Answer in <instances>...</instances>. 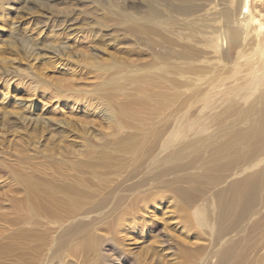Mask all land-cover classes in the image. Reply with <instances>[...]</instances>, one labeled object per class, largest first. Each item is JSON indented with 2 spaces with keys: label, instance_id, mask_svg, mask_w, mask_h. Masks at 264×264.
Wrapping results in <instances>:
<instances>
[{
  "label": "bare ground",
  "instance_id": "1",
  "mask_svg": "<svg viewBox=\"0 0 264 264\" xmlns=\"http://www.w3.org/2000/svg\"><path fill=\"white\" fill-rule=\"evenodd\" d=\"M98 1L106 5L108 14L105 15L116 21V29L121 28L123 33L133 38L132 43L135 46H140L145 51L146 62L141 67L124 64L120 62L122 60H113L111 63L99 67L98 75L106 76L104 79L115 87L118 94H125L127 88L123 84L126 82H140L141 86L136 88V91L139 92L137 94L140 95H146L148 86L156 83L155 86L167 90L163 97L169 107L174 108L175 98L178 95L183 96V94L190 95L189 98L192 102L190 101L188 106L190 104L197 105L200 99L208 97V95H203L202 88H205L204 91H208L215 82L221 83L225 78L223 77L226 72L224 69L228 66L229 57L222 49L227 48L228 44L232 51L240 47L245 52H252V62L245 68L243 67L244 72L249 73L256 70L257 73L259 72L261 58L256 55L258 53L263 55L264 22L255 16V12L258 13V6L261 7L264 0H140L139 7L135 8L130 6L126 0L120 1L119 5L112 0ZM4 3L5 0H1V11ZM102 25L99 23V27L105 28ZM195 34L209 35V41H212V45L219 49L218 58L221 68L216 78H210L208 74H204L202 62L195 63L196 65L192 67L193 62L198 59L190 50V48H194L191 38ZM52 38V40H56V36ZM28 43L29 41H21L20 45L31 51L33 47H30ZM64 49L55 48L53 51L62 54ZM262 59L264 60V57ZM238 60L239 56L233 62L230 61L236 71L242 69L238 67ZM5 61L0 60V63H5ZM222 63L225 65L222 66ZM232 87L235 86L232 85ZM99 95H83L82 92H79L78 96L80 97L72 99L77 105L80 104L79 108L70 106V109L73 112L84 109L86 113L83 116L87 117L88 114L96 115L95 110L102 105L104 107L103 116L109 121L108 127L123 130L126 127H124L123 119L127 120L129 116L126 105H120L116 109L110 103V98L101 102ZM51 99L55 100L56 104L53 111L70 105L66 103V100L69 99L63 96H53ZM40 102H45V99H40ZM21 104L22 102L19 105ZM254 110L253 104L244 110L243 121L251 122L248 130L238 131L234 134L233 139L219 144L210 142V140H207L209 142H196L195 140V142H184L179 147H175V142H135V137L130 139L129 136H125V139H129L130 142L128 140L127 142H107L106 145L99 148L90 146L88 148L93 149L94 153L87 152L83 155L85 159L67 157L66 161H62L63 164L65 163L63 166H66L67 172L65 173H68L64 182L63 178L61 179L64 184L56 185L50 181L45 185L44 191L37 188L38 183L30 176L16 175L12 172L14 181L26 188L28 192L26 201L31 202L32 206L25 208L27 213L23 214V217H19L20 215L17 217L20 218L19 222L15 221L17 218L9 217L11 220L13 218V221L9 220L10 223L14 221L16 223L7 226L0 223V264H98L100 234L103 232L104 235L110 236L118 243H123L125 238L134 240L150 237L148 230L152 226L149 222L154 218L152 210H156L158 202L163 201L164 198L163 193L158 190L155 192L153 189L171 187L169 190L174 197L168 198L170 206L166 208L174 211L165 212L163 210V216L171 213L172 217L169 218V216L164 221L163 237L153 236L151 238L152 254L156 255L160 263L163 264L164 259L172 256L173 251L170 249L172 243L177 242L170 235L172 233L168 229L176 226L171 223L174 220V215L178 214L181 219L180 224L184 223L186 229L183 228L182 235H186L183 231L187 230L189 233V229L194 227L188 214L194 203V193L190 191L192 188L188 187L187 189L186 186L178 188L175 185L183 182L198 184L200 186L198 188L203 194V191L204 193L208 191L209 186L217 188L230 178L231 183L229 182V185L217 192L215 196L217 199V204H215L219 213L212 217L204 210L205 222L200 224L203 227L214 229V235L210 234L211 238L207 240L201 234H197L198 239L195 240L197 244L191 243V246L192 244L197 245L196 248L192 246L191 249H185L179 244L177 246L180 253H185L188 258H192L187 261L188 264H209L210 259L215 260V264H230L234 260L236 262L239 248V239H237L239 227L254 214L260 195L264 191V169L259 171L260 173L256 171L257 175L247 173L242 179L239 177L247 169L252 172L251 168L257 166L255 162L264 153V118L259 117L257 120H253ZM44 111L42 110V112ZM134 113L132 115L136 119L138 114L134 115ZM222 131L224 132V130ZM151 133L152 137L156 138L161 135L159 131ZM172 136L173 134H170V138H173ZM162 137L164 138V136ZM171 147L174 148L170 150ZM107 149L113 150L119 157L124 160L128 159L129 162L113 161L111 156L106 154ZM195 152L207 154L202 172L200 174H185L176 178L179 172L193 168V164H195L193 162H187L185 165H181L180 162ZM84 172L90 174L92 178L88 179L90 181L86 180ZM169 177L171 178L166 180ZM236 177H239L240 180ZM194 188L197 187L194 186ZM40 191L50 200H47L50 208H43L38 201L32 200V195L34 198ZM25 193H22L24 197ZM16 197L18 196L16 195ZM19 200L21 201V199ZM25 205L27 207V204ZM205 205L207 207L206 203ZM8 206H10V202ZM21 207L19 206L17 209ZM101 210L109 212L105 213L106 218L108 214L116 213L115 221L112 222L111 218L110 224L106 223L105 217L98 220L102 214H96ZM2 212L4 211L2 210ZM21 212L24 213L23 209ZM12 215L16 216L15 213ZM82 238L84 240L81 241ZM157 244L159 245L155 246ZM94 254L98 259H90V256ZM258 262L264 264V260Z\"/></svg>",
  "mask_w": 264,
  "mask_h": 264
},
{
  "label": "rangeland",
  "instance_id": "2",
  "mask_svg": "<svg viewBox=\"0 0 264 264\" xmlns=\"http://www.w3.org/2000/svg\"><path fill=\"white\" fill-rule=\"evenodd\" d=\"M112 1L119 5L122 0ZM139 1L126 0L133 8L139 7ZM263 4L261 7L258 6V13L255 12V16L264 22ZM106 8V5L98 0H5L2 11L0 10V60H6L5 63H0V206L2 207H0V223L5 226L19 222L20 218L17 217L19 215V217H23V214L27 213L28 206H32L31 202L26 201L28 199V197L26 198L28 194L26 188L14 181L12 172L16 175L30 176L38 183L37 188L45 190V185L50 181L56 185L64 184V179L68 173H65L67 172L66 166H63L65 163L63 164L62 161H66L67 157L85 159L84 154L89 151L94 153L93 149L88 148L90 146L99 148L106 145L107 142H127V140L130 142L129 139H125V136H129L130 139L135 137V142H175V147H179L184 142H195V140L196 142H209L207 140H210V142L219 144L233 139L236 132L249 129L251 122L243 121V115L244 110L250 104H253L255 109L253 120H257L259 117L264 118V60L262 59L264 49L263 55L259 53L256 55L261 58L258 73L257 70L249 73L244 72L247 64L252 62V52H245L240 47L236 48L237 51H232L229 44L227 48L222 49L229 57L228 66L224 69V72H227L223 75L225 78L221 83L215 82L208 91H204L205 88H202L203 95H208V97L200 99L197 105L190 104L188 106L191 101L190 95L183 94V96L178 95L175 98L176 105L174 108L169 107L168 102L163 97L167 90L155 86L156 83L148 86L146 95H140L136 91V88L141 86L140 82H126L123 84L127 88L125 94H118L115 87L104 79L106 76L98 75L100 73L99 67L107 65L113 60H122L120 62L124 64L141 67L146 62L145 51L142 47L135 46L132 43L133 38L123 33L121 28L116 29V21L105 15L108 14ZM99 23L103 24L102 26L105 28L99 27ZM53 36H56V40H52ZM209 38L210 36L207 34L206 36L200 34L192 36L191 42L194 48H190V50L192 54L198 57L193 62L192 67L196 65L195 63L202 62L204 74H208L210 78H216L221 68L218 58L219 49L212 45ZM21 41H29L28 44L33 49L30 51L28 48H23L20 45ZM55 48H65L64 53L59 54V52L53 51ZM238 56V67L242 69L236 71L230 61L233 62ZM224 65L225 63H222V66ZM79 92H82L83 95L100 94V98H98L102 100L101 102L110 98V103L116 109L120 105H126L132 119L129 116L127 120L123 119L124 127H126L123 130H116V128L108 127L109 121L103 116L104 107L102 105L95 110L96 115L88 114L89 116L86 115L87 117H85L83 116L86 113L84 109L73 112L70 109L72 106L76 108L80 106L72 100L80 97L78 96ZM59 95L69 99L65 100L70 105L53 111L56 104L54 103L55 100L51 98L53 96L60 97ZM34 99L37 101H32ZM40 99H45V102L41 103ZM20 102H22L21 105H19ZM42 110L45 111L42 112ZM133 112L138 114L137 116L134 113L136 119L132 115ZM202 128L204 129L201 131ZM157 130L161 135L157 138L152 137L151 132H158ZM170 134H173V138H170ZM107 150L106 154L111 156L113 161L129 162L128 159L124 160V158L119 157L113 150ZM206 155L195 152L189 155L187 160H182L181 165H185L187 162L195 164H193L192 169L179 172L176 178L185 174H200L204 167ZM263 158L264 153L255 162L257 165L254 167L255 169L251 168L252 172L247 169L239 177L242 179L247 173H260L264 169ZM86 172H84L86 180L92 179L90 174ZM136 176L139 178L138 175ZM171 177L173 178V176ZM171 177L166 178V180ZM239 177L236 178L239 179ZM230 181L231 178L227 179V182L217 188L209 186L208 191L205 193L203 191L204 195L198 184L183 182L175 185L178 188L185 186L187 189L188 187L192 188L189 189L194 193V203L188 214L194 227L189 229V233L187 230L183 231L186 235H182L184 223L180 224L179 215H174V220L171 223L176 226L168 229L172 233L170 235L177 242H174L175 245L172 243L170 247L173 251L172 256L164 259L163 264L186 263L192 258H188L185 253H180L177 245H182L185 249H191L192 246L196 248L198 246L193 244L191 246V243L197 244V234H201L207 240L211 238V235H214V229L200 225L205 222L204 210L206 213H210L212 217L219 213L215 196L217 192L226 188ZM194 186L197 188L193 189ZM169 188L153 189L155 192L163 193L164 198L163 201L158 202L156 210L151 209L154 218L149 222L152 226L151 231L148 230L150 237L134 240L125 238L123 243H118L102 232L99 237L98 254L100 260H97L99 261L98 264H162L158 260L159 258L152 254L153 247L151 246L153 243L151 238L153 236L163 237L164 221L169 216V218L172 217L171 213L163 216V210L165 212L171 210L166 208L170 206L168 198L174 197ZM22 193H25V197ZM37 194L34 198L32 195V200L38 201L43 208H50L48 203L50 200L41 194V191ZM9 202L10 206H8ZM203 202L207 204V207ZM22 205L25 207L22 208ZM19 206L22 207L17 209ZM256 207L254 214L239 227L237 236L239 239L238 261L235 262L234 260L230 264H263L258 261L264 260V258L262 259V255L264 257V249H262L264 247V191L260 195ZM9 208L16 211H10ZM22 209L24 213L21 212ZM14 213L16 216L12 215ZM99 213L102 216L98 220L105 217L104 221L109 224L112 220L114 222V217L117 216L116 213L108 214L106 218L105 213H109L106 210H101L96 215ZM7 216L8 218H17L14 219L16 222L10 223L9 220L11 219H8ZM92 258L98 259L95 254L90 256V259ZM214 261L210 259L209 264H215Z\"/></svg>",
  "mask_w": 264,
  "mask_h": 264
}]
</instances>
